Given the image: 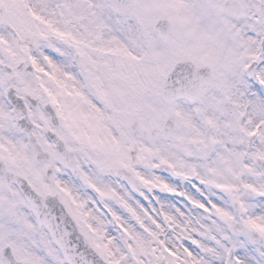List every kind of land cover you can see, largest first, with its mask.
<instances>
[{"label":"snow or ice","instance_id":"1","mask_svg":"<svg viewBox=\"0 0 264 264\" xmlns=\"http://www.w3.org/2000/svg\"><path fill=\"white\" fill-rule=\"evenodd\" d=\"M0 264H264V0H0Z\"/></svg>","mask_w":264,"mask_h":264}]
</instances>
